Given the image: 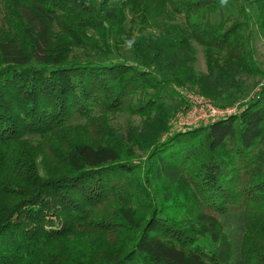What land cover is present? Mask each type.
<instances>
[{"label": "trees", "instance_id": "trees-1", "mask_svg": "<svg viewBox=\"0 0 264 264\" xmlns=\"http://www.w3.org/2000/svg\"><path fill=\"white\" fill-rule=\"evenodd\" d=\"M254 26L264 0H0V264H229L233 215L240 264H264ZM186 84L243 105L171 132Z\"/></svg>", "mask_w": 264, "mask_h": 264}, {"label": "rangeland", "instance_id": "rangeland-1", "mask_svg": "<svg viewBox=\"0 0 264 264\" xmlns=\"http://www.w3.org/2000/svg\"><path fill=\"white\" fill-rule=\"evenodd\" d=\"M234 5L235 2H233ZM245 9H247L249 6L247 4H244ZM224 13H227V10H224ZM238 16V18H241L239 15V10L237 6L231 7L228 12V16L230 15ZM250 36H251V49L254 53V59L255 61L261 66L264 67V36L259 34L257 27H250ZM95 38L98 39V36L94 34ZM76 54H79L80 57L82 54L77 53L78 50H74ZM196 58H195V64H194V70L197 73L206 74V65H205V59L202 54L201 48L198 46L196 47ZM96 60V59H95ZM256 79L249 78L247 79L248 84L252 87L251 89H255L254 81ZM254 84V85H253ZM177 94L170 97V99L167 101V104L172 109V120L170 122V131L171 132H177L180 130H187L190 128H183L181 129L179 124V117L181 111L184 109V107L187 105V95L197 94L200 97H203L207 99V102L214 105V107L225 109V108H235V113H237L241 106L243 105L242 101H234L230 104L221 103V105H217L213 99L209 97H204L201 95L197 87L190 86L189 84H186L184 87L179 88L176 91ZM251 97V96H249ZM224 111V110H223ZM109 125L110 127L116 129V130H122L128 123H134L135 125L139 124L140 121L138 118L133 117H126L125 115L119 114L114 117H109ZM128 118V119H127ZM222 120V119H219ZM201 124H196L194 126L198 127L201 126ZM211 125V124H208ZM194 128V127H193ZM45 162L41 160L40 157H37L36 163L39 165V168L41 171H44L45 168ZM222 222L224 224V230L226 232L227 237L230 240V243L232 244V257L229 264H240L241 261V242L244 236V223H243V216L242 215H233V216H227L222 219Z\"/></svg>", "mask_w": 264, "mask_h": 264}, {"label": "built area", "instance_id": "built-area-1", "mask_svg": "<svg viewBox=\"0 0 264 264\" xmlns=\"http://www.w3.org/2000/svg\"><path fill=\"white\" fill-rule=\"evenodd\" d=\"M188 103L180 113V128L196 127L194 125L203 123L204 125L213 124L219 119L231 116L235 108H217L207 99L197 94L187 95ZM224 110V111H223Z\"/></svg>", "mask_w": 264, "mask_h": 264}]
</instances>
